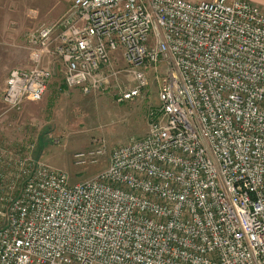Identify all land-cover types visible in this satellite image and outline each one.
Masks as SVG:
<instances>
[{
	"label": "built area",
	"instance_id": "obj_1",
	"mask_svg": "<svg viewBox=\"0 0 264 264\" xmlns=\"http://www.w3.org/2000/svg\"><path fill=\"white\" fill-rule=\"evenodd\" d=\"M32 37L33 65L6 77L8 108L42 99L53 76L46 54L63 64L66 87L88 91L118 76V51L132 74L119 100L137 96L151 69L160 104L145 135L114 147L92 177L71 182L7 157L24 180L0 198V264H264L260 6L72 0ZM105 152H75V163Z\"/></svg>",
	"mask_w": 264,
	"mask_h": 264
},
{
	"label": "rangeland",
	"instance_id": "obj_2",
	"mask_svg": "<svg viewBox=\"0 0 264 264\" xmlns=\"http://www.w3.org/2000/svg\"><path fill=\"white\" fill-rule=\"evenodd\" d=\"M43 7L36 0H0V173L4 176L0 198L9 194L3 202L19 194L24 180L23 174L17 175L21 166L16 169L15 161L7 157H22L25 165L39 162L63 170L71 182L92 177L106 167L114 147L145 135L153 108L160 104L159 81L151 69L137 96L119 100V91L132 83V74L118 51V76L88 91L65 87L63 64L54 53L46 54L44 63L53 68V76L44 97L8 108L3 92L9 71L33 65L32 36L54 17L51 9L42 11ZM99 146L106 152L97 163H75V152Z\"/></svg>",
	"mask_w": 264,
	"mask_h": 264
},
{
	"label": "crops",
	"instance_id": "obj_3",
	"mask_svg": "<svg viewBox=\"0 0 264 264\" xmlns=\"http://www.w3.org/2000/svg\"><path fill=\"white\" fill-rule=\"evenodd\" d=\"M36 1L38 2L39 6H44L42 8V11H50L49 9H51L50 15H52V14L54 15L52 20H46L45 21L46 24H43V25L51 24V23L57 21L58 19H60L63 16V14L66 13V11L70 8L71 3H72V0H36ZM189 1L199 2L202 0H189ZM248 1L260 6L264 10V0H248ZM53 9H56V11L55 12L52 11Z\"/></svg>",
	"mask_w": 264,
	"mask_h": 264
},
{
	"label": "trees",
	"instance_id": "obj_4",
	"mask_svg": "<svg viewBox=\"0 0 264 264\" xmlns=\"http://www.w3.org/2000/svg\"><path fill=\"white\" fill-rule=\"evenodd\" d=\"M0 160H2V158H0ZM3 189H4V186H3V182H2V177H0V192L3 191Z\"/></svg>",
	"mask_w": 264,
	"mask_h": 264
}]
</instances>
